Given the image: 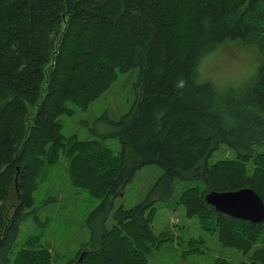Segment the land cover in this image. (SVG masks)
I'll return each instance as SVG.
<instances>
[{
	"label": "trees",
	"instance_id": "1",
	"mask_svg": "<svg viewBox=\"0 0 264 264\" xmlns=\"http://www.w3.org/2000/svg\"><path fill=\"white\" fill-rule=\"evenodd\" d=\"M232 42L256 53L253 74L237 86L201 81L202 58ZM134 68L138 93L126 113L103 115L106 130H89L93 140L62 134L68 105L85 110ZM220 148L234 158L209 163ZM60 156L70 185L98 201L85 219L89 248L67 264H148L174 240L151 223L177 187L173 205L185 218L246 257L239 264H264V220L232 219L203 200L249 188L264 206V0H0V264H50L36 239L13 251L35 178ZM145 166L160 174L143 200L114 208ZM200 243L190 239L183 255Z\"/></svg>",
	"mask_w": 264,
	"mask_h": 264
},
{
	"label": "rangeland",
	"instance_id": "2",
	"mask_svg": "<svg viewBox=\"0 0 264 264\" xmlns=\"http://www.w3.org/2000/svg\"><path fill=\"white\" fill-rule=\"evenodd\" d=\"M258 58L253 50L243 48L237 43L220 45L215 51L202 58L197 73L201 81H210L216 87L237 86L247 80L255 70ZM138 69H131L118 74L109 88L98 96L85 110L68 105L72 115L60 116L64 136L75 135L80 140H93L89 130L105 131L99 119L105 115L116 120L126 113L133 104L138 90ZM43 87V85H42ZM42 93L40 94L41 97ZM35 109L29 110L27 126ZM104 146L115 154L119 150L116 140H105ZM231 152L220 148L212 153L209 163L233 159ZM160 174L155 166H145L137 170L126 185L122 194L113 201L114 208H131L140 203L149 188ZM179 187L174 191L172 200L157 205L151 223L154 234L168 230L173 235V242L163 245L153 252L148 264H213L222 260L226 264L247 263L235 250L222 248L215 235L203 233L195 219H187L182 207L173 205ZM98 204L96 199L70 185L67 177V161L59 157L58 161L43 166L37 174L32 193V204L19 225L13 253L23 248L28 239H36L40 246L47 249L50 264H67L79 250L89 248V229L86 225L87 213ZM199 241L198 253L183 255L188 251L189 240ZM264 239L261 240L263 242Z\"/></svg>",
	"mask_w": 264,
	"mask_h": 264
},
{
	"label": "water",
	"instance_id": "3",
	"mask_svg": "<svg viewBox=\"0 0 264 264\" xmlns=\"http://www.w3.org/2000/svg\"><path fill=\"white\" fill-rule=\"evenodd\" d=\"M203 200L217 213L229 218L259 224L264 220V206L249 188L235 191L207 192Z\"/></svg>",
	"mask_w": 264,
	"mask_h": 264
}]
</instances>
